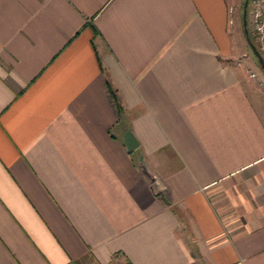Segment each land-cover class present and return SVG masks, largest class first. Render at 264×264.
Segmentation results:
<instances>
[{"label":"crops","instance_id":"crops-1","mask_svg":"<svg viewBox=\"0 0 264 264\" xmlns=\"http://www.w3.org/2000/svg\"><path fill=\"white\" fill-rule=\"evenodd\" d=\"M229 23L226 0H0V264H264V105Z\"/></svg>","mask_w":264,"mask_h":264},{"label":"rangeland","instance_id":"rangeland-1","mask_svg":"<svg viewBox=\"0 0 264 264\" xmlns=\"http://www.w3.org/2000/svg\"><path fill=\"white\" fill-rule=\"evenodd\" d=\"M228 4L229 50L223 62L230 65L237 72L238 76L248 81L252 88L260 94L257 97L264 105V75L257 67V63L249 48L245 45L241 28V6L243 0H226ZM252 5L247 0L245 8L246 31H249ZM82 264H94L86 260Z\"/></svg>","mask_w":264,"mask_h":264},{"label":"built area","instance_id":"built-area-1","mask_svg":"<svg viewBox=\"0 0 264 264\" xmlns=\"http://www.w3.org/2000/svg\"><path fill=\"white\" fill-rule=\"evenodd\" d=\"M252 5L249 32L256 50L264 61V0H250Z\"/></svg>","mask_w":264,"mask_h":264},{"label":"water","instance_id":"water-1","mask_svg":"<svg viewBox=\"0 0 264 264\" xmlns=\"http://www.w3.org/2000/svg\"><path fill=\"white\" fill-rule=\"evenodd\" d=\"M246 4H247V0H243L242 6H241V16H240L242 33H243L245 40L247 41V45L249 47L251 54L253 55V57L256 60V63L259 66V69L264 74V61L261 59L255 47L250 42H248V39H247L246 20H245ZM122 140H123V146L127 152L132 151L137 146V141L129 130L124 131Z\"/></svg>","mask_w":264,"mask_h":264},{"label":"trees","instance_id":"trees-1","mask_svg":"<svg viewBox=\"0 0 264 264\" xmlns=\"http://www.w3.org/2000/svg\"><path fill=\"white\" fill-rule=\"evenodd\" d=\"M249 1H250V0H249ZM243 37H244V36H243ZM243 39H244L245 45L248 47V45H247V41L245 40V38H243ZM247 39H248V42H250V43L256 48V45H255V43L253 42V38H252V36H251V34H250L249 31L247 32ZM248 48H249V47H248ZM257 67L259 68L258 64H257ZM259 70H260V69H259ZM260 71H261V70H260ZM261 72H262V71H261ZM263 75H264V74H263ZM107 90H108V94H109V96H110L112 102H113L114 105H115L116 110L119 109L118 106H117V103H116V97L113 95V93H112V91H111V89L109 88L108 85H107ZM72 264H78V263H72Z\"/></svg>","mask_w":264,"mask_h":264}]
</instances>
